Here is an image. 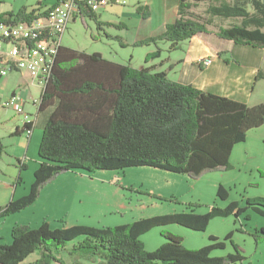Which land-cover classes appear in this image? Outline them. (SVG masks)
Segmentation results:
<instances>
[{"label":"trees","instance_id":"trees-1","mask_svg":"<svg viewBox=\"0 0 264 264\" xmlns=\"http://www.w3.org/2000/svg\"><path fill=\"white\" fill-rule=\"evenodd\" d=\"M60 1V0H56ZM207 2L206 16L196 13ZM101 28L104 24L95 12L81 11ZM137 12L144 18L149 13ZM48 11L22 8L18 13L0 14L10 24L32 23ZM215 19L235 20L221 28L218 37L235 44L264 49V0H180L178 17L163 34L136 42L133 47L154 45L146 64L161 57V44L171 50L199 33H208ZM158 67L137 69L109 61L100 53L79 52L60 46L52 76L41 92L38 112L50 110L41 140L40 166L36 170L30 193L10 200L0 208V220L30 208L43 187L68 172L99 170L123 171L151 167L199 179L208 172L229 171L230 157L236 145L247 141L249 131L264 125V104L250 107L228 97L199 91L171 81ZM264 80V72L256 76ZM33 124L23 131L33 132ZM19 130L13 136H19ZM6 147L0 140V163ZM25 165L22 166V169ZM264 176V175H263ZM22 178L19 177L17 183ZM218 197L229 195L218 188ZM233 202L228 208L213 207L203 215L194 210L142 219L114 228L75 226L51 230L48 223L37 229L16 226L13 241L0 245V264H51L57 261L53 247L63 249L81 237L75 250L97 264H236L245 261L239 246L224 257H213L216 250L227 248L225 240L211 236V245L199 250L187 249L178 235L163 233L168 241L154 252L145 250L141 237L151 230L178 224L194 232H205L215 218L241 216L247 208ZM247 205L264 215V197L248 199ZM264 239V229L256 236ZM37 252L41 257L27 263ZM58 262V261H57Z\"/></svg>","mask_w":264,"mask_h":264},{"label":"rangeland","instance_id":"rangeland-1","mask_svg":"<svg viewBox=\"0 0 264 264\" xmlns=\"http://www.w3.org/2000/svg\"><path fill=\"white\" fill-rule=\"evenodd\" d=\"M3 1L6 6L14 5V11L18 13V9L23 6L37 7L39 0H0V12L5 7L1 3ZM42 1L44 6H51L54 0ZM147 1L110 0L96 14L104 24L101 28L89 17H78L75 22L70 23L68 31L63 35L64 47L79 52H99L109 60L142 69L146 64L148 48H125V44L140 41L157 32L162 20V12L158 7H153L154 15L149 22L143 21V17L136 13V9H143ZM173 5L171 2L167 8L170 15L174 11ZM207 5L205 2L194 11L206 16ZM234 22L231 19H217L208 33L218 37L221 28ZM8 50V46L0 44V54L4 55ZM201 62L199 66L202 68H209L213 64V60L209 65ZM24 81L22 80L23 84ZM17 84L15 74L0 78V140L6 147L0 163V207L8 203L9 196L18 198L28 192L35 179L36 166L38 162L41 163L38 152L44 133L42 130L35 129L29 142L26 135L22 138L13 136L15 123L21 127L24 124L23 117L7 107L12 97L10 91ZM31 88L32 96L37 97L40 89L32 85ZM257 92L256 97L261 95L264 98V88ZM36 99L38 101V97ZM25 111L31 114L33 122L36 121L35 106ZM230 164L231 169L227 172H208L197 180L188 175L151 167L65 173L43 187L41 195L30 208L15 217L0 220V245L11 244L12 231L16 226L37 229L48 223L51 230L72 226L105 229L192 210L203 215L211 212L213 207L226 209L231 203L239 202L240 208L248 207L241 216L233 214L227 218H215L205 232H194L174 224L151 230L141 237V241L145 244V250L154 252L168 242L163 233H171L183 239L185 248L199 250L212 244L211 236L225 240L232 235L231 240L226 242L227 248L214 251L213 257L233 254L237 245L246 259L236 264H264V239H256L264 229V215L247 205L248 199L264 197V142L250 139L245 144L236 145ZM24 165L25 168L22 169ZM14 169L20 174L16 179L12 176ZM19 177L22 181L17 183ZM12 179L15 180V185H11ZM221 185L229 195L227 201L218 197ZM83 240L84 237H81L60 250L53 247L52 251L58 262L52 261L51 264H97L99 258L90 260L87 255L74 249ZM39 257L41 253L37 252L26 262H33Z\"/></svg>","mask_w":264,"mask_h":264},{"label":"crops","instance_id":"crops-1","mask_svg":"<svg viewBox=\"0 0 264 264\" xmlns=\"http://www.w3.org/2000/svg\"><path fill=\"white\" fill-rule=\"evenodd\" d=\"M171 2L174 3V11L170 15L167 8L169 4H171ZM1 3L5 4L4 1ZM55 3L56 0L53 1L51 6H44V2L42 0H39L36 3L37 7L31 6L30 8H26H28L29 11L35 9L40 10V13H45L49 9H51L55 5ZM179 4L180 0H148L147 3L144 4V8L140 10L142 12L149 13V16L147 18H144L141 15L143 17L142 20L149 22L153 18L154 6L158 7L162 12V20L161 22H159L160 26L158 27L156 33L154 32L140 41H143L152 36L156 37L160 34H163L166 30L167 25L172 24L175 19H177ZM199 5H197V7ZM14 8V5L6 6L5 4V7H2V11L0 12V14H16ZM22 8H25V6H23ZM22 8H19L18 11H20ZM150 11H152V14H150ZM136 13H138L137 9ZM77 18H75L72 22H75ZM138 41L139 40L131 44H125V48L133 46ZM147 48V54L156 52L157 49L156 47H154V45ZM161 50V57L155 61L152 60L148 64H144V67H150L154 65L158 67V72H166L173 82L183 84L184 86H192L202 92L228 97V99L243 102V104H246L250 107L264 104V98L260 97L261 95L256 97V94L259 93L257 92L258 89L261 92L264 88V80H256V76L259 73L264 72V49H261L260 47L246 46L245 44L237 45L230 40L218 38L215 34L199 33L198 35H195L191 40L180 43L177 46V49L171 50L170 43H163L161 44ZM105 58L109 59L107 57ZM207 58H211L213 60L212 66H210L209 68L200 67L199 63ZM109 61L116 62L114 60ZM12 74H15V76L17 77L18 84L10 91L11 96L17 95V97L23 100L25 102V110L30 107L34 108L35 106L37 114L35 118L36 121H34V129L32 135L34 136L35 129H39L44 132V126L49 120V115L52 110L48 112L46 111L44 113L38 112L39 100L41 92L43 91V86L39 85L37 82H34L26 72L16 71ZM22 80H25L24 84L22 83ZM31 85L33 87L36 86L40 89L37 95L38 101L36 99L37 97L34 98V96H32ZM14 126L15 131L19 130L21 132V134L17 137L22 138V136L26 135L28 142L30 141V139H32L31 136L23 131L25 124H23V126L21 127L15 123ZM250 139L264 142V125L261 128H255L249 131L247 141L243 144L249 142ZM38 165L40 166L39 162ZM38 165L36 166L37 169L39 167ZM19 175L20 174L17 173V170H12V176L14 177V179H16ZM14 181L15 180L12 179L11 185H15ZM34 181H32V184ZM31 186L27 193L18 198L14 197V195L9 196L10 199L8 198V200L17 201L22 197L27 196L30 193ZM19 214L20 213L11 216L15 217Z\"/></svg>","mask_w":264,"mask_h":264},{"label":"built area","instance_id":"built-area-1","mask_svg":"<svg viewBox=\"0 0 264 264\" xmlns=\"http://www.w3.org/2000/svg\"><path fill=\"white\" fill-rule=\"evenodd\" d=\"M110 0H60L48 10V15L32 23L10 24L0 20V43L9 50L0 54V77L12 73L26 72L34 82L43 87L52 76L54 61L60 46H63V35L70 23L80 17L83 10L96 14ZM202 64L209 65L211 59ZM25 102L13 95L7 105L16 114L23 117L24 124H33L32 116L25 111ZM32 131L27 134L32 136Z\"/></svg>","mask_w":264,"mask_h":264}]
</instances>
